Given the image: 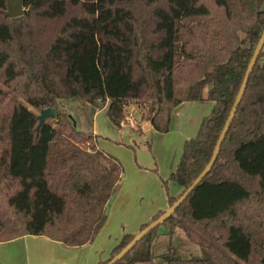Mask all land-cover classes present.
Listing matches in <instances>:
<instances>
[{"label":"trees","instance_id":"trees-1","mask_svg":"<svg viewBox=\"0 0 264 264\" xmlns=\"http://www.w3.org/2000/svg\"><path fill=\"white\" fill-rule=\"evenodd\" d=\"M21 8L5 16L0 0V242L39 235L80 246L105 221L120 163L57 99L104 108L119 128L128 102L146 103L157 133L179 103L211 102L160 180L170 205L210 158L264 26V0H21ZM25 104L53 114L36 129ZM159 226L169 237L181 229L204 253L168 251L166 264H264V42L210 168L113 264H149ZM133 235L123 233L98 264Z\"/></svg>","mask_w":264,"mask_h":264},{"label":"rangeland","instance_id":"rangeland-1","mask_svg":"<svg viewBox=\"0 0 264 264\" xmlns=\"http://www.w3.org/2000/svg\"><path fill=\"white\" fill-rule=\"evenodd\" d=\"M0 88L4 89L1 84ZM206 89L207 86L201 92L202 97H204ZM205 101L200 100L193 104H206ZM207 103L211 107V102L207 101ZM57 105L71 118L77 130L88 132L93 125L97 134L94 135L96 136L94 138L95 147L105 154L115 157L120 163V179L110 202L111 204L114 203L115 207H121L116 210L125 211L128 216L142 203L143 197L150 198L152 196L155 188L159 189L161 186V190L164 192L160 180L166 177L168 168L172 169L178 160L181 149L180 141L177 138L175 143L171 133L168 135L157 133L150 127L146 130L143 129L148 116L146 103L128 102L124 108L121 128L112 125L102 110L92 116L94 108L83 101L57 99ZM25 106L30 111L38 113L28 104ZM210 107L200 105L196 112H194L195 108L190 107L192 109L188 108V113L192 115V118L189 121V118L185 117L184 120L193 123V118L197 113L204 112V116ZM201 117L198 119L200 120ZM199 120L196 121L190 137L194 135ZM80 146L85 148L83 145ZM175 188L177 186L174 183L170 181L166 183L168 194H174ZM108 206L107 203L106 212ZM156 231L158 235L152 245L153 258L149 264H166L168 251L179 258L204 257L201 249L188 241L181 229L175 228L170 237L165 233L162 226H159ZM46 239L43 236L32 235V237L24 236L1 242L0 264H29L34 261H38L39 264H46L51 259L60 261L61 252L56 249L50 250L52 240L50 242V239Z\"/></svg>","mask_w":264,"mask_h":264},{"label":"crops","instance_id":"crops-1","mask_svg":"<svg viewBox=\"0 0 264 264\" xmlns=\"http://www.w3.org/2000/svg\"><path fill=\"white\" fill-rule=\"evenodd\" d=\"M193 103H196V101L181 102L176 105L172 109L169 116L168 130L167 132L163 133L165 135L171 133L173 135V138L175 139V143L177 142L176 139L178 138V140L180 141V146L182 141L188 138V136L190 137V135L192 134L196 121L199 120L198 118L205 114L204 112L197 113V115H195V117L193 118V123H189L190 119L192 118V115H189L188 108H195L194 112H196L198 110V107L200 108V105L207 106V108L210 107V104H208L207 101L204 102L206 104ZM101 110L104 111V108H94L92 116L96 115V112H99ZM185 117L189 118L188 122L184 120ZM91 127L92 129L88 132H90L92 135H97L94 131V126L92 125ZM149 127L151 128L148 120L146 119V124L144 125L143 129L146 130ZM168 170L170 171L171 168H168ZM161 189V186L159 187V189L155 188V191L150 198L143 197L142 200H144L142 201V203L134 211L132 210V212H130L128 216L125 214V211L116 210L121 207H115L114 203L111 204V197L108 201L109 206L107 208L105 221L97 232V234L95 235L93 241L91 243L75 247H67L60 244L59 242L52 241V246H50V250H59L61 252V260L58 261L56 259H51V261L49 263L46 262V264H98L99 262H102L108 256V252L111 246L116 243V241L123 233L135 234L138 231V227L140 224L148 222L153 215H155L161 210H164L167 207L166 195L165 192H163V190ZM175 189V193H170L169 195L176 196L180 192V188L178 186ZM25 237H32V235H25ZM49 241L51 242V240ZM29 264L39 263L38 261H34L33 263Z\"/></svg>","mask_w":264,"mask_h":264},{"label":"water","instance_id":"water-1","mask_svg":"<svg viewBox=\"0 0 264 264\" xmlns=\"http://www.w3.org/2000/svg\"><path fill=\"white\" fill-rule=\"evenodd\" d=\"M22 13V8H21V0H5V11L3 14L5 16L11 17V16H17ZM264 42V26L262 28V31L259 35L258 40L255 43V46L252 50L251 56L249 58V61L246 65L241 83L239 85V88L237 90V93L234 97V100L231 104V107L228 111V114L225 118V121L223 123V126L217 136L216 142L213 146L210 158L208 162L204 165L202 170L199 172V174L191 181V183L180 193L179 196L170 204L168 205L162 212L157 215L152 221L147 223L143 228L138 230L133 237L117 252L115 253L106 263L104 264H113L116 260H118L123 254H125L137 241H139L144 234H146L148 231L151 229L155 228L158 226L164 219H166L172 212L173 210L177 207V205L186 197V195L192 190V188L198 183V181L201 179V177L207 172V170L210 168L212 162L214 161L217 149L219 147L220 141L224 135V132L228 126V123L233 115V112L235 110V107L241 97L245 81L247 79V75L249 70L251 69L256 56ZM53 114V109L52 108H43L40 109L36 115L37 119V124H36V129L39 126V124L44 121L49 115Z\"/></svg>","mask_w":264,"mask_h":264}]
</instances>
